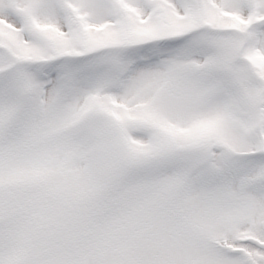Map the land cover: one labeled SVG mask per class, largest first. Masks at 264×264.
<instances>
[{"label":"snow or ice","instance_id":"snow-or-ice-1","mask_svg":"<svg viewBox=\"0 0 264 264\" xmlns=\"http://www.w3.org/2000/svg\"><path fill=\"white\" fill-rule=\"evenodd\" d=\"M0 264H264V0H0Z\"/></svg>","mask_w":264,"mask_h":264}]
</instances>
